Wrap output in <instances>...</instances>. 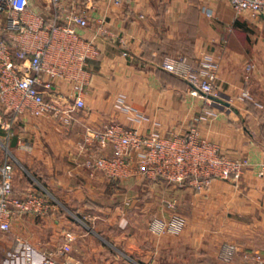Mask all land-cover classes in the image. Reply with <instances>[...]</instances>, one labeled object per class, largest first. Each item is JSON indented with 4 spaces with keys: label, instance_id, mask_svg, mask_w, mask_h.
<instances>
[{
    "label": "crops",
    "instance_id": "0c3cea01",
    "mask_svg": "<svg viewBox=\"0 0 264 264\" xmlns=\"http://www.w3.org/2000/svg\"><path fill=\"white\" fill-rule=\"evenodd\" d=\"M197 1L124 0L115 5L110 0H63L66 11L58 21L66 24L67 14L73 11L85 15L88 27H76V31L83 40H92L100 51L84 67L85 106L74 108L71 80L45 76V81L52 84L49 91L45 90L46 97L71 110L69 121L73 119L72 133L63 137L66 147L52 149L50 143L55 136L46 134L44 128L60 118H37L28 112L13 116L0 102V166L12 163L7 148L32 172L48 169L47 184L64 190L57 193L59 197L66 199L72 195L67 189L85 190L91 183L93 189L97 188L105 177L103 173L69 167L64 157L68 155L67 160L72 161L71 150L85 158L77 142L83 141L86 128L100 129L118 122L142 132L156 129L164 136L196 131L200 139L215 144L223 155L244 163L241 176L215 178L203 191L163 178H145L175 186L180 204L187 210L186 226L178 236L153 234L148 229L149 221L136 215L105 214L93 218V228L81 229L67 209L55 205L44 216H17L10 231L0 232V264H42L49 257L74 264H251L248 252L264 254V178L257 174V164L264 155V13L237 17L227 2L211 1L207 4L215 5L216 16L211 22L199 10ZM47 7L44 0H30L24 20L37 22L41 18L48 29L52 11ZM7 23V16L0 15V38L12 46ZM186 23L189 30L183 29ZM101 27L109 33H103ZM124 51L129 56H124ZM50 53L48 61L56 63V49L51 48ZM177 56L194 67H200L207 58L219 63L216 96L206 98L162 68L165 58ZM120 98L147 119L140 123L129 120L117 105ZM8 123L11 127L6 129ZM19 142L31 149L21 148ZM100 154L111 155L112 147ZM12 165L18 196L41 193L23 179L19 189L14 180L18 170ZM60 172L74 176L69 186L64 182L70 179L56 175ZM139 178L144 179H125ZM135 217L139 221L142 218V228H136ZM108 220L110 223L103 227V221ZM67 233L72 234L71 240ZM224 244L238 249L231 261L219 258Z\"/></svg>",
    "mask_w": 264,
    "mask_h": 264
},
{
    "label": "built area",
    "instance_id": "2783aa9c",
    "mask_svg": "<svg viewBox=\"0 0 264 264\" xmlns=\"http://www.w3.org/2000/svg\"><path fill=\"white\" fill-rule=\"evenodd\" d=\"M51 9L52 19L48 29L44 20L37 22L24 20L30 0H0V15L5 14L8 29L12 34L11 46L0 38V102H3L13 116L30 113L37 118H70L71 110L63 109L56 101L46 97L45 90L52 84L45 81V76H55L60 80L72 81L71 98L74 108L85 106L83 77L84 67L89 59L100 54L92 40H83L76 27H88L85 15L76 11L67 14V23L61 24L59 16L66 11L63 0H44ZM121 5L124 0H110ZM202 3L227 2L237 17L247 13L252 17L264 13V0H200ZM103 33L109 31L101 27ZM121 44L125 45L123 40ZM51 48L56 49V63H50L48 56ZM124 56H129L127 51ZM162 68L185 80L206 98L216 96L215 80L219 63L207 58L200 67L190 65L183 57L165 58ZM248 70L251 66H247ZM43 87L44 89H41ZM118 107L128 114L129 120L142 122L146 116L137 109L119 99ZM11 123L6 124V129ZM25 150L31 147L19 142ZM108 146L111 155L100 154ZM79 148L85 154L82 165L92 174L99 171L105 176L122 179L141 176L147 179L163 178L169 183L186 184L197 191L208 188L215 178L240 177L244 163L223 155L218 147L200 139L196 131L184 135L164 136L158 130L142 132L140 128L126 127L112 122L100 129L86 128V133ZM89 150H96L89 153ZM258 177L264 178V155L257 164ZM14 168L5 162L0 166V232L11 229L13 218L32 214L47 215L52 209V202L45 194L28 192L24 197L17 195L13 183ZM186 226V218L174 215L169 218L155 217L148 223V229L156 235L178 236ZM68 239L72 234L67 233ZM238 249L233 244L221 247L219 258L233 260ZM251 264H264V254L260 251L248 252ZM42 264H74L69 260L46 258Z\"/></svg>",
    "mask_w": 264,
    "mask_h": 264
},
{
    "label": "rangeland",
    "instance_id": "374dc122",
    "mask_svg": "<svg viewBox=\"0 0 264 264\" xmlns=\"http://www.w3.org/2000/svg\"><path fill=\"white\" fill-rule=\"evenodd\" d=\"M199 10L203 12L208 20L211 22L216 21L215 19V5H208L202 3L200 0L197 1ZM4 22V18L2 17ZM183 29L189 30L190 27L186 23ZM229 29H232L230 26ZM185 30V31H186ZM194 36L195 34L192 33ZM214 44L216 42H213ZM224 47V46H221ZM223 52V51H222ZM220 54H224V53ZM183 57V56H177ZM248 72V68L246 69ZM71 119L63 120L62 118L54 120L51 124H47V128H44L46 134H52L54 139L52 140L51 148H65L63 147V137L67 138L68 134L72 133V121ZM69 136V135H68ZM81 140L77 142V148H79ZM46 146L48 143L44 142ZM52 148V149H53ZM3 149V148H2ZM73 150V149H72ZM5 150L3 149V152ZM73 153V155H72ZM70 160H67L68 155L64 157V163L67 166L79 167L82 165V162L85 158L81 157L78 154H74L70 150ZM7 158L15 165V168L18 170V175L15 173V184L18 188H22V179L28 180L32 186L37 188L42 194H45L47 198L50 199L53 205L59 207L60 209H67L73 221L78 226L79 229L89 227H94L93 218L104 216L105 214H119L122 216L125 215H136L143 216L146 221H150L155 217H164L169 218L176 214L184 216V206H181L179 201V196L177 190L172 184L168 183H155L152 180L147 179H131V180H119L109 177H103V180L98 183L97 188L93 189L94 185L91 183L85 188V190H74L67 189L66 192H71L72 195L69 197L62 198L57 195V193H63L64 190H55L52 189L49 184H47V178L49 177V171L45 167H41L37 173L32 172L27 168V166H22L21 162H17L15 156H12V152L6 148ZM90 172V171H89ZM57 176H65L66 179L64 184L69 186V181L72 182L73 175L69 173L56 174ZM92 175V174H91ZM91 177V176H89ZM93 178V177H92ZM46 179V180H45ZM77 180V179H76ZM79 180V184H80ZM85 184L87 183L83 180ZM84 184V185H85ZM72 185V184H71ZM79 192V195L76 193ZM74 195L78 196L77 199H73ZM66 196V194H65ZM76 198V197H75ZM66 201H69L68 203ZM183 205H186L185 203ZM189 212V210H188ZM125 218V217H120ZM130 218V217H129ZM105 218L103 217V220ZM138 219V220H137ZM139 217H135L136 228H142L143 220L139 221ZM110 221H103V227H107Z\"/></svg>",
    "mask_w": 264,
    "mask_h": 264
}]
</instances>
